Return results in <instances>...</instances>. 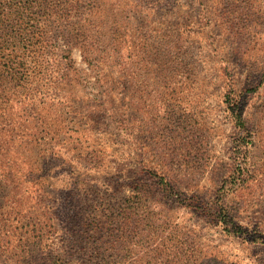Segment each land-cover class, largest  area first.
Returning <instances> with one entry per match:
<instances>
[{"label": "rangeland", "instance_id": "rangeland-1", "mask_svg": "<svg viewBox=\"0 0 264 264\" xmlns=\"http://www.w3.org/2000/svg\"><path fill=\"white\" fill-rule=\"evenodd\" d=\"M99 3L79 36L50 28L62 65L0 120V241L42 234L65 264H264V0Z\"/></svg>", "mask_w": 264, "mask_h": 264}, {"label": "trees", "instance_id": "trees-1", "mask_svg": "<svg viewBox=\"0 0 264 264\" xmlns=\"http://www.w3.org/2000/svg\"><path fill=\"white\" fill-rule=\"evenodd\" d=\"M98 3L99 0H0V120L13 114L16 100L20 98L31 100L36 97L34 79L41 69L58 68L62 65V62L52 61L54 55H58V49L53 53L43 49V45L52 40L50 28L54 24H61L62 27L71 25L78 30L79 36L83 21L93 25L103 18L104 11L97 6L100 4ZM69 50L68 47L63 49L65 54L70 53ZM67 58L70 59L69 62H73L70 56ZM5 141V138L0 137V151L5 148ZM11 176V173L4 175V179L10 180ZM13 178L15 177L12 176V180ZM133 215H135L133 210L131 213L123 211L122 218L127 222ZM230 222L232 220L229 221V215L225 213L222 223L229 227ZM8 236L9 240H1L0 245L4 252L14 253L11 246L7 245L14 244L16 254L22 255L17 264H65L60 253L51 251L44 254L42 234H35L23 241V234L15 229L11 230ZM76 236L79 239L77 242L85 241L84 235ZM15 238L16 241H13ZM25 254L27 256L24 257ZM34 254H39V259L30 258L34 257ZM69 256L73 258L72 260L76 259L72 248ZM77 264L91 263L80 260Z\"/></svg>", "mask_w": 264, "mask_h": 264}]
</instances>
